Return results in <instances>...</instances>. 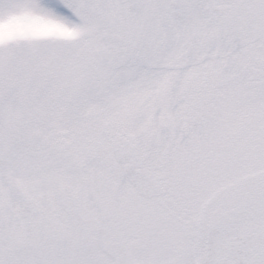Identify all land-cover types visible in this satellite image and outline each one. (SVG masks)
I'll return each instance as SVG.
<instances>
[{"label": "snow or ice", "instance_id": "1", "mask_svg": "<svg viewBox=\"0 0 264 264\" xmlns=\"http://www.w3.org/2000/svg\"><path fill=\"white\" fill-rule=\"evenodd\" d=\"M0 264H264V0H0Z\"/></svg>", "mask_w": 264, "mask_h": 264}]
</instances>
